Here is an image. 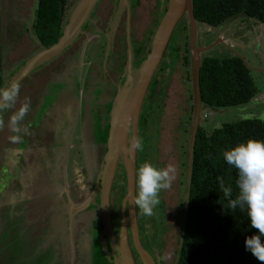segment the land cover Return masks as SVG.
Here are the masks:
<instances>
[{
  "label": "rangeland",
  "instance_id": "rangeland-1",
  "mask_svg": "<svg viewBox=\"0 0 264 264\" xmlns=\"http://www.w3.org/2000/svg\"><path fill=\"white\" fill-rule=\"evenodd\" d=\"M35 2L37 7L38 0H0L2 63L5 77L12 71L19 69L24 61L41 48L39 44H43V37H37L39 43L35 40L36 36H31V33L27 30V17ZM117 2L118 0H100L98 2L96 11L103 20L101 28L105 29L109 25ZM167 4L168 0H130L133 39L135 42L140 39H146L145 53L150 50L153 33L167 8ZM125 22L126 12L124 11L120 17V28L116 31V37L119 38L121 36L122 38L121 43H125V38H123ZM25 24H27L26 27ZM200 35V45L202 46L216 42L207 51L208 54L226 56L233 53L240 55L246 60L259 89V95L256 97L264 100V25L257 23L251 17L241 15L229 20L223 26L216 28L203 27ZM187 36L189 38V29H185L179 23L172 35L166 54L154 75V78L158 80L155 92L150 94V91H147L146 93L143 102L144 110H142L143 114L146 115L145 121L143 124L139 121L138 138L142 140L143 146L141 150H137V168L141 163L148 162L158 169L167 171L169 177V186L158 193L160 202L153 209L152 215L144 216L137 209L138 222L142 228L144 227L141 240L144 247H147L146 249L153 255L156 264L176 263L183 229L181 203L187 198V186L183 183L186 180V175L185 170L181 167V149L179 147L183 141L181 135L185 127L186 114L189 113L192 87L183 61L187 53V43L189 42ZM84 39L85 35L79 36L69 46L68 50H71L68 53L77 49ZM87 39L88 43L85 45V54H83L82 58V60L84 59V68L89 65L94 66L95 62L101 60L102 56L105 57L106 54L105 41L102 40V37L90 35ZM218 39H221V41L218 42ZM115 46L116 51L119 47L117 42ZM61 54L66 55L65 52ZM60 55L51 59L45 68L36 72L37 74H34L33 80H23L19 84L20 88L15 104L1 111L0 168L2 166L1 157L3 156L4 158L6 153L10 155V151L15 148V144L10 143L9 137L12 133L7 127L10 115L27 98L30 101L29 111L20 124L22 126L27 122L26 119L30 117L33 104L32 95L42 90L52 75V71L58 68L61 61ZM260 98L259 101H251L248 104L205 110V113H209V116L203 118V128L209 132L216 128L217 125L220 127L225 122L249 117L264 118V101ZM75 145L76 147L71 149L65 164L66 185L70 189L71 198L75 201H80L90 192L95 173L88 176L84 170L85 155L81 152L78 136L75 140ZM3 171L5 170H1V172ZM77 174L84 178L83 183L86 185L84 189H81L75 183ZM0 183H2L0 186H3L4 180H1ZM35 194L38 197L39 193ZM118 195V188L114 186L112 189V205L114 209L120 207L117 202ZM15 198L13 200L14 203H24L21 208L24 211H21V213L26 215L30 223H33L32 221L38 215L34 216V207L31 206L30 209L27 204L30 199L35 198L34 194L27 195L24 199ZM1 202L4 203V201ZM33 203L34 205L38 204L36 199H34ZM38 225L34 234L36 236L40 231L39 227L43 225L42 219ZM136 259V264H142L138 255Z\"/></svg>",
  "mask_w": 264,
  "mask_h": 264
},
{
  "label": "flooded vegetation",
  "instance_id": "flooded-vegetation-1",
  "mask_svg": "<svg viewBox=\"0 0 264 264\" xmlns=\"http://www.w3.org/2000/svg\"><path fill=\"white\" fill-rule=\"evenodd\" d=\"M76 2L77 0H67L62 25ZM96 8L79 34L85 35L83 43L71 53H68L71 50L68 47L64 51L66 55H60L58 68L52 71L51 79L33 99L30 117L22 125L24 131L21 142L15 144L10 155L4 153V158L1 157L0 181L4 180V184L0 186V264L7 258H12L13 252L22 261L25 260L26 264H94V232L97 227L99 237L100 219L93 217L95 207L92 204L74 216L70 215L67 195L75 203L84 198L80 201L71 198L70 189L66 185L65 164L71 149L76 147L75 140L78 136L81 152L85 155L86 174L91 176L92 173L99 172L105 143H99L97 139L107 128L109 134L112 99L118 85L124 84L127 79L128 59L126 15L125 32L123 31L125 43L120 42L121 36L116 37V31L120 28L119 19L112 30L107 59L102 56L94 66L84 68L82 58L88 35L102 37L106 46L116 10L115 8L107 28L103 29V20ZM35 10L36 2L27 17L28 25L25 24L33 37L36 36L33 31ZM132 28L131 23L132 64L137 67L136 63L145 54L146 39L135 42ZM35 40L39 41L37 36ZM116 42L119 47L115 51ZM47 65L48 63L39 67L33 74ZM143 108L144 103L142 110ZM142 117L143 111L139 121ZM35 193H39L38 197ZM32 194L35 198L30 200L36 199L38 204L34 205L29 200L27 207L31 209L33 206V214L38 216L30 223L26 215L21 213L24 211L21 209L24 203L16 204L13 200L15 197L24 199ZM41 219L43 225L39 227L40 231L36 236L35 229L37 230ZM16 262L19 261L16 259Z\"/></svg>",
  "mask_w": 264,
  "mask_h": 264
},
{
  "label": "trees",
  "instance_id": "trees-1",
  "mask_svg": "<svg viewBox=\"0 0 264 264\" xmlns=\"http://www.w3.org/2000/svg\"><path fill=\"white\" fill-rule=\"evenodd\" d=\"M66 4L67 0H38L33 31L38 38H44V46L52 45L61 36ZM193 4L200 33L203 27L223 26L241 15L251 17L264 25V0H193ZM180 23L185 29H189L187 18ZM1 37L0 17V87L18 71L14 70L7 77L4 76ZM199 43L201 44V40ZM207 51L202 55L200 66L201 96L206 110L251 102L258 95L259 89L250 66L245 63L246 60L233 53L212 56ZM148 52L142 55L136 66ZM186 52L183 61L188 71V79L191 81L189 42ZM157 83L158 80L154 78L149 87L150 94L155 92ZM190 101L189 113L186 114L185 127L181 135L183 141L179 147L181 167L186 175L183 183L187 186V198L181 203L183 229L175 264H261L250 252L245 251L243 246L244 237L254 231L248 224L246 214L239 209L223 213L221 211L222 204L225 207L227 205L222 187L231 188L233 196L236 192V171L223 161L221 154L226 148L248 138L264 140V118L249 117L225 122L209 132L200 125L195 138L192 171L189 175V136L194 111L192 87ZM145 118L146 115L143 114L141 124ZM107 130L108 128L98 137L97 142H106ZM114 186L118 188L117 202L120 207L114 209L112 205L111 209L114 232L118 236L121 200L126 192V176L122 164L119 165ZM139 229L140 236H143L144 227L139 224ZM107 239L109 248H112L111 239L109 237ZM13 253L12 258H7L3 264H26L25 260L18 258V254ZM133 253L137 256L135 250ZM93 255L94 264H113L105 258L101 249L97 227L94 232Z\"/></svg>",
  "mask_w": 264,
  "mask_h": 264
},
{
  "label": "water",
  "instance_id": "water-1",
  "mask_svg": "<svg viewBox=\"0 0 264 264\" xmlns=\"http://www.w3.org/2000/svg\"><path fill=\"white\" fill-rule=\"evenodd\" d=\"M99 1L77 0L66 22L62 25V34L57 42L50 46L42 45L9 80L4 82L2 87L12 81L20 83L33 70L63 53L78 38L82 32V27L90 19L91 13L94 12ZM131 10L130 0H118L106 42L105 58L107 59L112 30L125 11L128 38L127 79L124 84L118 85L116 95L112 99L109 112V134L104 144L105 149L102 153L100 169L93 177L92 187L87 196L81 202L75 203L67 195V205L71 216L84 210L90 204L95 207L93 217H98L101 223L99 242L105 258L110 263L136 264L133 253V250H135L142 264H156L153 255L144 247L141 241L137 208L131 204L132 197L136 192L137 150H130V142L133 138H138L143 102L154 75L166 54L172 35L182 19L187 18L194 104L189 136V175L191 174L195 138L198 127L202 125L206 110L202 102L200 87L201 59L203 53L211 49L216 42L211 45H200V27L195 16L193 0H168L167 8L153 33L148 54L137 67H133L130 40ZM220 41L221 39H218V42ZM245 63L248 65L246 61ZM120 164H122L125 171L126 192L121 200L120 228L119 235L116 236L113 228L111 206L112 189ZM107 237L111 239L112 248L108 246Z\"/></svg>",
  "mask_w": 264,
  "mask_h": 264
},
{
  "label": "clouds",
  "instance_id": "clouds-1",
  "mask_svg": "<svg viewBox=\"0 0 264 264\" xmlns=\"http://www.w3.org/2000/svg\"><path fill=\"white\" fill-rule=\"evenodd\" d=\"M19 88V83L15 81L0 87V111L15 104ZM29 107L30 101L25 98L8 119L7 127L12 133L9 140L12 144L21 142L24 129L20 122L23 121ZM142 146L140 138H133L130 142V150H141ZM221 155L223 161L236 171L235 195L233 196L231 188L222 187L227 205L225 207L222 204L221 211L223 213L239 209L246 214L248 224L254 231L244 237V249L264 264V140L248 138L226 148ZM83 179L77 174L75 183L81 189L86 187ZM168 179L167 171L158 169L148 162L141 163L136 171V192L131 204L138 208L142 215L151 216L153 209L160 202L158 193L169 186Z\"/></svg>",
  "mask_w": 264,
  "mask_h": 264
},
{
  "label": "crops",
  "instance_id": "crops-1",
  "mask_svg": "<svg viewBox=\"0 0 264 264\" xmlns=\"http://www.w3.org/2000/svg\"><path fill=\"white\" fill-rule=\"evenodd\" d=\"M48 62H49V61H48ZM48 62H46V63H48ZM46 63H45V64H46ZM45 64H43V65H45ZM43 65H41V66H39V67H43ZM39 67L36 68L35 70H33V71L29 74V76H27V77L24 78L23 80H25V79H27V78H28V80H33V79H34V74H33V73H34L37 69H39ZM41 69H42V68H40V70H41ZM31 76H33V77H31ZM51 77H52V76H50L49 79H51ZM59 78L61 79V76H60ZM49 79H48V80H49ZM23 80H22V81H23ZM22 81H21V82H22ZM21 82H20V83H21ZM20 83H19V84H20ZM35 96H36V94H33V95H32V102H33V99L35 98ZM9 158H11V157H9ZM14 161H16V160H14Z\"/></svg>",
  "mask_w": 264,
  "mask_h": 264
},
{
  "label": "built area",
  "instance_id": "built-area-1",
  "mask_svg": "<svg viewBox=\"0 0 264 264\" xmlns=\"http://www.w3.org/2000/svg\"><path fill=\"white\" fill-rule=\"evenodd\" d=\"M258 95H259V94H258ZM258 95H257V96H258ZM261 96H262V95H261ZM259 98H260V97H255L252 101L257 102V101H259ZM260 99H261V98H260ZM261 100H262V99H261ZM262 101H264V100H262ZM208 115H209V113L204 114L205 117H206V116L208 117Z\"/></svg>",
  "mask_w": 264,
  "mask_h": 264
}]
</instances>
